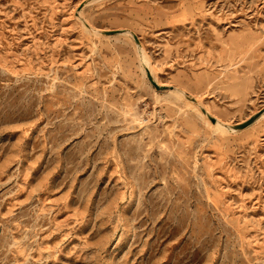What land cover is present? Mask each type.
<instances>
[{"label": "rangeland", "instance_id": "rangeland-1", "mask_svg": "<svg viewBox=\"0 0 264 264\" xmlns=\"http://www.w3.org/2000/svg\"><path fill=\"white\" fill-rule=\"evenodd\" d=\"M263 112L264 0H0V264H264Z\"/></svg>", "mask_w": 264, "mask_h": 264}, {"label": "bare ground", "instance_id": "bare-ground-1", "mask_svg": "<svg viewBox=\"0 0 264 264\" xmlns=\"http://www.w3.org/2000/svg\"><path fill=\"white\" fill-rule=\"evenodd\" d=\"M123 30V29H122ZM97 32H100L99 30H96ZM124 31V30H123ZM130 31V30H129ZM142 47V46H141ZM141 52H142V59L146 65V68H148L149 72H151L153 75H154V71H153V68L151 66V62H150V58L148 56H145L144 54V48L142 47L141 48ZM155 79H156V76L154 75ZM175 90L179 93V94H182L183 96H186L188 98L191 99V101H193L198 107L199 109L205 113L209 118H211V116H214L216 117V122H215V125H217L218 127L222 128L224 131H228V130H237L232 122L229 123V122H225L223 121L220 117L216 116L210 109L207 105H205L204 103L205 102H202L201 101V98L197 97V96H194L192 93L190 94L186 89H184L183 87H175ZM193 97H196V99L194 100ZM264 114V112H263Z\"/></svg>", "mask_w": 264, "mask_h": 264}, {"label": "water", "instance_id": "water-1", "mask_svg": "<svg viewBox=\"0 0 264 264\" xmlns=\"http://www.w3.org/2000/svg\"><path fill=\"white\" fill-rule=\"evenodd\" d=\"M105 32H106V33H111L110 31H105ZM147 70H148V69H147ZM148 76H149L151 82H152L157 88H159V89H161V88H165L164 85H160V84L158 83V81H156L154 75H153L151 72H149V70H148ZM193 99L195 100L196 97H193ZM261 113H262V111H260L259 113H256L255 115L251 116V117H250L249 119H247L246 121H243V122H240V123H236V124L234 125V127H235L236 129H241V128H244V127L250 125L252 122H254V121L258 118V116H259ZM211 118H212L213 121H216V117L211 116Z\"/></svg>", "mask_w": 264, "mask_h": 264}]
</instances>
